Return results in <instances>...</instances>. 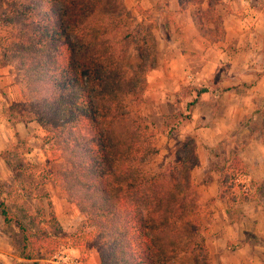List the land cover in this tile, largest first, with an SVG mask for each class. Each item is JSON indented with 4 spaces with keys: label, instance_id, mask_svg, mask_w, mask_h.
Masks as SVG:
<instances>
[{
    "label": "trees",
    "instance_id": "obj_1",
    "mask_svg": "<svg viewBox=\"0 0 264 264\" xmlns=\"http://www.w3.org/2000/svg\"><path fill=\"white\" fill-rule=\"evenodd\" d=\"M219 1L180 0L182 9H198L197 24L213 41L225 36ZM140 37L124 0H0V66H16L23 106L58 153L47 176L87 217L73 232L57 226L55 218L50 232H33L0 201L5 226L15 224L20 231L21 259L44 264L43 253L52 257L64 248L83 255L96 244L100 264H175L184 257L210 264L200 239L193 141L174 161L159 169L151 165L157 148L142 115L152 68L145 49L136 71L128 70ZM208 91L197 88L189 106L194 109ZM242 166L236 157L222 189L243 175Z\"/></svg>",
    "mask_w": 264,
    "mask_h": 264
},
{
    "label": "crops",
    "instance_id": "obj_2",
    "mask_svg": "<svg viewBox=\"0 0 264 264\" xmlns=\"http://www.w3.org/2000/svg\"><path fill=\"white\" fill-rule=\"evenodd\" d=\"M125 4L132 17L143 21V14H152L150 23L155 21L158 53L148 77L149 93L163 95L162 103L172 107L173 94L189 78L209 90L199 97L188 124L205 146L196 148L199 163L192 176L202 194L201 236L210 264H264V150L255 141L244 147L240 142L249 132L238 133L245 117L264 107V0H220L225 31L220 41L201 34L194 9H182L180 0H125ZM17 76L15 65L0 66V166H7L4 158L24 146L25 155L44 167L50 157L45 131L22 111ZM159 109L162 116L173 113L164 104ZM231 154L246 166L241 177L251 178L256 191L253 198L233 205L220 197V179L226 172L222 166ZM14 258L0 216V264H12Z\"/></svg>",
    "mask_w": 264,
    "mask_h": 264
},
{
    "label": "rangeland",
    "instance_id": "obj_3",
    "mask_svg": "<svg viewBox=\"0 0 264 264\" xmlns=\"http://www.w3.org/2000/svg\"><path fill=\"white\" fill-rule=\"evenodd\" d=\"M197 10L198 9H194V14ZM127 11L129 13V18L132 25L139 28L141 32L139 44L135 45L131 49L128 70L130 74H133L140 65L142 61L140 50L142 48L145 49L147 64L149 67H152V70L157 65L158 53L156 38L154 36V30L156 27L155 21L150 23L152 14H143V21H140V19L132 17L128 8ZM200 31L204 37L211 40L213 39V34L210 33L205 27H203L202 30L200 28ZM145 41L147 43H144ZM151 70H149L147 75V88L144 92L142 115L144 116L146 123L150 126L151 131L155 135L154 143L157 148V155L151 162V165L154 169H159L168 162L174 161L177 153L181 150L186 142L193 141L195 154L198 144H200L202 147L204 146L202 140L197 142L199 137L197 134L193 133V131H190L188 123L191 120L193 111L199 104L200 100V98H198V102L194 109L189 106L190 103L197 99V94L195 91L197 88L202 86L205 87L206 85L197 83L195 84L192 78H189L188 82L185 80V84L181 85L180 88L175 91L173 94L174 97L171 100L175 107L179 108L176 111L174 109V105L171 107L169 104H165V102L162 103L163 95L153 92L149 93L148 77ZM244 84L248 86L252 83L245 82ZM156 104H159L157 108ZM163 104L167 107H170L168 110L173 112L171 115L162 116L161 112L163 110L159 108H162ZM20 107H23L22 111L25 110L24 112L28 114L27 108H25L23 105ZM200 107H203V105H200ZM198 111L200 112V110ZM245 131L249 132L247 133L248 135L244 134V137L246 135L248 136L246 138L247 140L242 139L240 143L246 147L255 141L261 146V149L264 150V107L257 109L252 114H249L245 117V125L240 126L238 133L240 134ZM230 143L237 146V144H234L235 142ZM44 144L48 145L47 150L50 153V157L48 158L49 163V161L55 158L58 153L51 143H45L44 141ZM24 150L25 147L21 146L19 150L4 158L7 166H0V201L6 204L14 220H21L25 227L33 232H37L39 230L50 232L52 230V226H54V222L52 221L53 218L57 220V226L66 231L73 232L78 228L85 226L87 217L80 213L74 204L69 203L65 199L56 183L47 176L48 163L43 167L42 163H36L30 157H27V155H25L26 150ZM235 156L237 155L231 154L230 159L225 165L222 166L223 172L226 171L225 174L230 175L232 173L233 170L230 168L234 166V161L236 159ZM242 169H244L243 166ZM244 171H247L246 166ZM224 175L221 176V179ZM238 176H241L240 172L239 174L237 173V177ZM243 180L247 185H249V193L245 194L242 190H240V186H238L236 182L234 184L231 180L229 185H226L223 189L221 188L220 197L223 196L221 198L230 205H233L232 203L235 202L241 203L244 200L253 198L256 195L254 187L255 183L251 178L249 179V177L248 180L246 177H243ZM203 182H206V179ZM194 184L197 186V189L200 192V185L195 182ZM199 209L200 212L203 210V207H201L200 204ZM5 234L10 241L13 254L16 256L12 264H32L19 257L21 235L17 226L15 224L5 226ZM201 235L200 239L204 241ZM42 258V262L44 264H100L99 247L96 244L85 247L83 255H81L79 250L63 248L56 252L52 257L47 253H43ZM175 264L192 263L187 257H184Z\"/></svg>",
    "mask_w": 264,
    "mask_h": 264
},
{
    "label": "built area",
    "instance_id": "obj_4",
    "mask_svg": "<svg viewBox=\"0 0 264 264\" xmlns=\"http://www.w3.org/2000/svg\"><path fill=\"white\" fill-rule=\"evenodd\" d=\"M235 182L238 186H240V190H242L245 194L249 193V185L245 183V181L243 180V176H238Z\"/></svg>",
    "mask_w": 264,
    "mask_h": 264
}]
</instances>
